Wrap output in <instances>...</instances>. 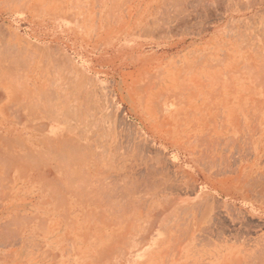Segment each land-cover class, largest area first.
I'll return each mask as SVG.
<instances>
[{"label": "rangeland", "instance_id": "obj_1", "mask_svg": "<svg viewBox=\"0 0 264 264\" xmlns=\"http://www.w3.org/2000/svg\"><path fill=\"white\" fill-rule=\"evenodd\" d=\"M10 1L0 57L12 26L77 57L68 188L91 208L61 200L55 251L0 209V264H264V0Z\"/></svg>", "mask_w": 264, "mask_h": 264}, {"label": "crops", "instance_id": "obj_2", "mask_svg": "<svg viewBox=\"0 0 264 264\" xmlns=\"http://www.w3.org/2000/svg\"><path fill=\"white\" fill-rule=\"evenodd\" d=\"M52 33L17 26L6 31L8 41L3 43L0 57V180L5 184L0 190V209L13 214L20 211L24 221L36 220L37 231L22 233L20 240L24 243L36 236L42 245L55 251L59 237L53 221L59 220L62 201L65 209L74 212L90 209L91 201L85 199L83 204L75 191L68 188V178L76 171L70 156L78 146L82 149L75 117H71L76 106L68 102L76 94L77 57L69 44L57 41L60 36ZM34 34L46 40L34 41ZM14 37L17 41L13 42ZM54 59L68 61L72 72H44L47 67L52 68ZM18 66L30 70L22 73ZM53 122L61 127L50 133L48 126ZM59 154L63 155L62 160L53 161ZM44 221L50 228L41 230ZM11 236L18 240L16 230Z\"/></svg>", "mask_w": 264, "mask_h": 264}, {"label": "bare ground", "instance_id": "obj_3", "mask_svg": "<svg viewBox=\"0 0 264 264\" xmlns=\"http://www.w3.org/2000/svg\"><path fill=\"white\" fill-rule=\"evenodd\" d=\"M6 1V0H5ZM11 1H13V0H11ZM10 1V2H11ZM15 1V0H14ZM79 1V0H78ZM173 1L175 2V0H172V3H173ZM177 2L179 1V0H176ZM182 1V0H181ZM180 1V2H181ZM187 1V0H186ZM196 1V0H195ZM199 1V0H198ZM261 1H263V0H261ZM17 2V1H16ZM177 2H176V4H177ZM180 2H178V3H180ZM194 2V1H193ZM192 2V3H193ZM199 2H201V1H199ZM26 3V2H25ZM24 3V4H25ZM168 3V2H167ZM183 3V2H182ZM5 4V3H4ZM9 4V3H8ZM18 4H19V1H18ZM169 4H171V3H169ZM190 4V3H189ZM202 4H203V2H202ZM205 4V3H204ZM203 4V5H204ZM259 4V3H258ZM166 5V4H165ZM165 5H164V7H165ZM171 5H174L175 6V4H171ZM180 5V4H179ZM181 5H183V4H181ZM186 5V4H185ZM195 5V4H194ZM198 5V4H197ZM201 5V4H200ZM170 6V5H169ZM169 6H167V7H169ZM22 7H23V5H22ZM177 7V6H176ZM185 7V6H184ZM193 7V6H192ZM252 7V6H251ZM254 7V6H253ZM11 8V7H10ZM113 9V8H112ZM162 9V8H161ZM164 10L166 11V9L164 8ZM181 11V10H180ZM192 11V10H191ZM202 11V10H201ZM168 12V11H167ZM196 12V11H195ZM194 12V13H195ZM173 13V12H172ZM179 13V12H178ZM200 13V12H199ZM206 13H208V12H206ZM176 14V13H175ZM202 14H203V12H202ZM15 15H19V14H15ZM201 15V14H200ZM160 16V15H159ZM168 17V16H167ZM67 18V17H66ZM204 18V17H203ZM68 19V18H67ZM167 19V18H166ZM205 19V18H204ZM79 20V19H78ZM77 20V21H78ZM74 21V20H73ZM186 22V21H185ZM201 22V21H200ZM199 23V22H198ZM202 24V23H201ZM6 67V66H5ZM11 70V69H10ZM6 76V75H5ZM262 83V82H261ZM202 87H204V86H202ZM186 88H187V86H186ZM192 88V87H191ZM190 88V89H191ZM1 91V90H0ZM0 94H1V92H0ZM195 94V93H194ZM185 104V103H184ZM51 106V105H50ZM170 106L171 105H168V108H170ZM159 107H161V106H159ZM63 109V108H62ZM21 115V114H20ZM63 120V119H62ZM65 120V119H64ZM68 120V119H67ZM66 122V121H65ZM61 123V122H60ZM68 123V122H67ZM69 124H71L70 122H69ZM69 124H68V126H69ZM57 124H55V123H52V124H50V129H48V132H50V133H52V132H54L57 128H59V126H56ZM74 126L76 127V124H74ZM73 126V127H74ZM70 127V126H69ZM70 128H72V126L70 127ZM77 128V127H76ZM75 128V129H76ZM76 131V130H75ZM43 132V131H42ZM47 132V131H46ZM79 132V131H78ZM79 133H81V132H79ZM47 134V133H46ZM90 140V139H89ZM221 144V143H220ZM74 148V147H73ZM77 150V149H76ZM88 152V151H87ZM60 156V155H59ZM62 157H63V155H62ZM64 157H66L65 155H64ZM63 160H64V158H63ZM67 160V159H66ZM214 164V163H213ZM218 171V170H217ZM205 188V187H204ZM204 190V189H203ZM252 197V196H251ZM255 198V197H254ZM209 199V198H208ZM215 200V199H214ZM171 201V200H170ZM209 204V203H208ZM259 204V203H258ZM171 205V204H170ZM197 206V205H196ZM195 207V206H194ZM207 207V206H206ZM230 215V214H229ZM206 217V216H205ZM233 218V217H232ZM198 222V221H197ZM209 232V231H208ZM191 243V242H190Z\"/></svg>", "mask_w": 264, "mask_h": 264}]
</instances>
